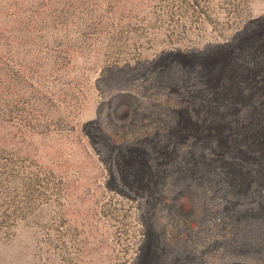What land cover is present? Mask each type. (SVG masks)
<instances>
[{
  "label": "rangeland",
  "instance_id": "374dc122",
  "mask_svg": "<svg viewBox=\"0 0 264 264\" xmlns=\"http://www.w3.org/2000/svg\"><path fill=\"white\" fill-rule=\"evenodd\" d=\"M254 1L0 0V264H264V188L201 135Z\"/></svg>",
  "mask_w": 264,
  "mask_h": 264
},
{
  "label": "bare ground",
  "instance_id": "6f19581e",
  "mask_svg": "<svg viewBox=\"0 0 264 264\" xmlns=\"http://www.w3.org/2000/svg\"><path fill=\"white\" fill-rule=\"evenodd\" d=\"M241 19H240L241 21L239 23V28L237 29V31L235 30L237 32V34L235 33L236 36H235V34H233L232 37H234V38L232 39L230 37L232 40L226 44V45L229 44L227 47L233 46V48L232 47L227 48L226 46L223 47L224 50H227L228 54L226 55V58L224 59V61H221L220 63L218 61H216V64H219L220 67L216 66L215 71H214V73L215 72L218 73L216 75V77H214V82L216 79V81H219L220 83L222 82L225 86L224 92L222 91L223 95L227 96V98H224V100L222 101V103H224L223 107H225V108L222 110H217L215 112L214 118L213 119L211 118L207 122L208 128H204V130H206V131L204 133L202 132L201 135L202 136L206 135L205 138H207V140H210L209 142H211V141L213 142L212 145L208 146V149L211 153L210 155L212 157L211 162H213V165L211 164L212 167H215V165H217L216 168L224 169V167L220 168L218 166L219 164L222 165V163L224 166H232L233 169L235 168L237 173L242 174L241 175L242 176V182L244 184L243 187H246V188H248V190H250V189H255V188L256 189L257 188H264V114L263 113L254 114V113H252L254 111L250 110L249 108L244 110L242 108L243 106L241 104H239L237 101H238V98L241 99V97L244 95L241 92V89H242V87L240 86L241 81L247 80V81L251 82V83H249V85H253V83H252L253 80L251 81V77H254L253 79H255V81H256V83L255 82L254 83H255V86L257 87V86L261 85V84H259L260 83L259 81H261L259 79L261 78L262 81L264 80V0L254 1L252 3V5H250V8L246 11L244 17H242ZM248 29H251L253 32L249 31ZM246 30H248L249 33H247V35L245 37H241L243 35L242 33L244 31L247 32ZM250 32H252V33H250ZM244 39H245L244 44L234 46V44H233L234 42H237V41L241 42ZM224 44H225V42H224ZM212 49H214V48H212ZM231 50H232V52H231ZM211 52H212V50H211ZM218 54H220V53H218ZM227 58H228V60H226ZM208 60H210V59H208ZM223 62L225 64H223ZM201 64H203V63H201ZM256 67L261 71L258 73V75L255 74V73H257ZM220 71H222V73H220ZM222 74H224L225 76L224 75L222 76ZM220 79H223V80H220ZM263 86H264V83H263ZM257 93H259V92H257ZM262 95H263V93H262ZM250 101H252V100H250ZM256 101H258V100L256 99ZM202 103H204V102H202ZM213 103H215V102H213ZM245 105H247V104L245 103ZM230 114L232 115V117ZM243 115L245 117H242ZM226 155H227V157H225ZM232 162H234V163H232ZM231 163H232V165H229ZM209 169H210V167H209ZM212 170H214V169H212ZM213 172H215V171H213ZM229 177H230V175L226 174L225 181H226V184L228 185L227 187L232 188L234 182H233V179H230ZM203 180H204V178H203ZM252 193H253V191H252ZM236 213L238 214V212H236ZM243 216H245V215H243ZM234 217H230L231 220H234ZM239 218H237V219H239ZM241 218H242V216H241ZM233 223H234V221H233ZM259 233L256 232V234H254L255 236H252L249 233L248 234L249 236H247V237L248 238L250 237V239L254 242L255 239H257L255 237H257V235H259ZM260 235H262V234H260ZM247 237H246V239H247Z\"/></svg>",
  "mask_w": 264,
  "mask_h": 264
}]
</instances>
